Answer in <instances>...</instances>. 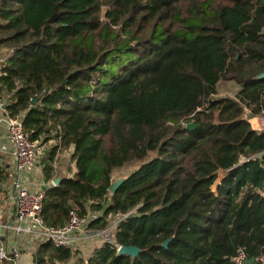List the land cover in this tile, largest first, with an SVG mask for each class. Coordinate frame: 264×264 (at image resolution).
<instances>
[{
	"label": "trees",
	"instance_id": "obj_1",
	"mask_svg": "<svg viewBox=\"0 0 264 264\" xmlns=\"http://www.w3.org/2000/svg\"><path fill=\"white\" fill-rule=\"evenodd\" d=\"M3 47L5 112L24 113L31 140L74 146L44 220L76 208L112 226L76 264H235L241 247L264 264V131L249 122L264 110V0H0ZM72 255L45 241L35 259Z\"/></svg>",
	"mask_w": 264,
	"mask_h": 264
},
{
	"label": "built area",
	"instance_id": "obj_2",
	"mask_svg": "<svg viewBox=\"0 0 264 264\" xmlns=\"http://www.w3.org/2000/svg\"><path fill=\"white\" fill-rule=\"evenodd\" d=\"M4 60L5 56H1L0 66ZM35 98L37 101L38 98ZM4 103L5 98L0 94V105ZM33 105L35 104L33 103ZM23 117L24 113H20L16 117L8 114L0 116V127H6V137L12 145L8 153L11 165L8 173L9 181L6 184L8 212L5 213L0 207V264H3V261L11 256H13L15 264H18L20 254L23 252H27L35 258L39 246L45 241H51L57 247L69 248L74 253L92 237L99 236L105 241L111 240L112 226L97 230L90 228V222L94 217L90 216L91 211L84 216L78 209L73 208L69 213L70 220L64 225L55 226L44 220L42 212L46 189L49 186L57 185L55 179L59 176L61 169H63L65 177H72L74 174L61 161L64 151L69 146H64L60 140H53L50 146L54 143L55 145L43 156L47 143L41 139H30L29 133L25 130ZM249 122L254 130L264 131V110L260 114H250ZM56 145L58 146L53 153ZM42 157H46V160L50 162V179L45 177L44 169L41 166ZM0 161L2 160L0 159ZM127 215L129 213L121 214V217ZM120 246L121 244H117V249ZM250 260L252 259L244 247L239 248L233 257L235 264H251ZM257 260L256 257L254 263ZM36 262L37 260L34 264H37Z\"/></svg>",
	"mask_w": 264,
	"mask_h": 264
},
{
	"label": "crops",
	"instance_id": "obj_3",
	"mask_svg": "<svg viewBox=\"0 0 264 264\" xmlns=\"http://www.w3.org/2000/svg\"><path fill=\"white\" fill-rule=\"evenodd\" d=\"M5 114H7L5 112V109L0 107V116H4ZM5 130H6L5 126L0 127V151H1L0 152V159L2 160L0 162L2 165H4L6 167L7 172L9 173L11 160L9 159L8 153H9V150H11L12 145L10 144V142L8 141V139L6 137ZM73 148H74V146H73ZM70 149L71 148L69 146L67 148V150L64 151L61 161H62L63 165H67L71 169V171L73 173H75L76 170H75V172L73 171V168H74L73 166L76 165V160H74L73 156H72L74 150L73 149L70 150ZM41 161H42L41 166L44 169L43 171L45 173L46 165L50 164V162L46 160V157L45 158L42 157ZM69 161H71V163H69ZM70 169H69V171H70ZM62 176H65L63 169H61L59 171V177L61 178ZM45 177H46V174H45ZM8 179H9V175L6 178V180L3 181L0 185V187H1V190H0V207L3 208V211L5 213L8 212L7 205L9 203L8 202V188H6V184L9 181ZM34 263H35V259H34V256H32L31 254H29L27 252H23L20 254L18 264H34Z\"/></svg>",
	"mask_w": 264,
	"mask_h": 264
},
{
	"label": "rangeland",
	"instance_id": "obj_4",
	"mask_svg": "<svg viewBox=\"0 0 264 264\" xmlns=\"http://www.w3.org/2000/svg\"><path fill=\"white\" fill-rule=\"evenodd\" d=\"M6 53H7V49L6 48H4V47L3 48H0V57L6 55ZM236 90H237V85L234 82H232V81L221 83V93L230 94V92L231 93L232 92L234 93V92H236ZM51 144H52L51 141L47 142V148L44 150L43 156L49 152L50 148L53 145H55V143H54L52 146H50ZM70 148L74 150L73 146H70ZM69 163H71V161H69ZM135 164L136 163L134 162V163L130 164L129 166H127L124 170H121V171L119 170V171L115 172V174H114L115 181L119 177H122V176L126 175L132 169H134ZM137 164H139V163H137ZM73 167H74L73 168V171L75 172L76 165H74ZM216 184H217V182L214 184V186H213L214 188H215ZM96 214H98V212H96V213L95 212H91L90 216H96ZM103 241H105V240L102 239L99 236L92 237L87 242L83 243L79 247L80 249L78 248V250L74 251V253H73L72 257H71L72 258L71 260L62 262L59 259H56L53 262H49V264H76V263H78V261L80 260L81 257L87 259V256L91 253V251L94 248V246L97 245L98 243H103ZM35 261H36V259H35Z\"/></svg>",
	"mask_w": 264,
	"mask_h": 264
},
{
	"label": "water",
	"instance_id": "obj_5",
	"mask_svg": "<svg viewBox=\"0 0 264 264\" xmlns=\"http://www.w3.org/2000/svg\"><path fill=\"white\" fill-rule=\"evenodd\" d=\"M258 78L263 79L264 78V72H262ZM36 98L34 100H32V103L35 104ZM0 107H2L3 109H6V104H2L0 105ZM189 129H192L194 127H196V122L192 121V123L188 124L187 126ZM245 158V156H242L241 159L243 160ZM56 184H58V182L60 181V177H56ZM125 181L124 178H118L110 187V191L112 193H115V191L117 190L118 187L121 186V184ZM170 239L166 240L163 245L165 247L168 246ZM141 252V248L138 245H121L120 248L118 249V254L120 255H130L133 258H136V255H138ZM256 260V257H253L252 260H250L251 264H253Z\"/></svg>",
	"mask_w": 264,
	"mask_h": 264
}]
</instances>
